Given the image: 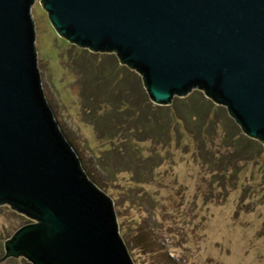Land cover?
Returning <instances> with one entry per match:
<instances>
[{"label": "water", "instance_id": "95a60500", "mask_svg": "<svg viewBox=\"0 0 264 264\" xmlns=\"http://www.w3.org/2000/svg\"><path fill=\"white\" fill-rule=\"evenodd\" d=\"M43 5L69 42L139 72L157 104L203 90L264 144V0ZM50 93L37 0H0V205L33 220L6 240L0 263L140 264L116 199L90 178Z\"/></svg>", "mask_w": 264, "mask_h": 264}, {"label": "rangeland", "instance_id": "374dc122", "mask_svg": "<svg viewBox=\"0 0 264 264\" xmlns=\"http://www.w3.org/2000/svg\"><path fill=\"white\" fill-rule=\"evenodd\" d=\"M37 2L45 90L68 124L71 142H82L81 154L100 188L116 199L140 264H264V155L241 157L225 173L195 141L168 148L149 141L141 145L144 153L158 150L164 159L135 171L86 118L77 75L67 66L69 41L54 27L43 0ZM223 130L222 123L209 143L218 157L234 150L223 141ZM103 163L118 170L111 173ZM32 221L0 205L2 237Z\"/></svg>", "mask_w": 264, "mask_h": 264}, {"label": "trees", "instance_id": "16d2710c", "mask_svg": "<svg viewBox=\"0 0 264 264\" xmlns=\"http://www.w3.org/2000/svg\"><path fill=\"white\" fill-rule=\"evenodd\" d=\"M69 46L67 66L77 75L86 118L100 139L109 141L113 154L128 158V164L136 166L135 171H140L143 163L155 167L164 159L158 150L152 155L144 153L141 145L149 141L163 143L165 148L176 142L186 147L195 141L203 149L204 157L225 173L241 157L251 155L259 160L264 155L263 142L248 136L227 107L217 104L203 90L196 89L186 97H175L169 105H160L151 99L141 74L123 64L116 53L93 52L71 42ZM222 123L223 141L234 146V150L218 157L209 143ZM103 165L111 173L118 170L116 164L115 168L109 163ZM87 172L100 187V181ZM7 239L0 235V256L5 253ZM10 260L30 264L21 258Z\"/></svg>", "mask_w": 264, "mask_h": 264}]
</instances>
